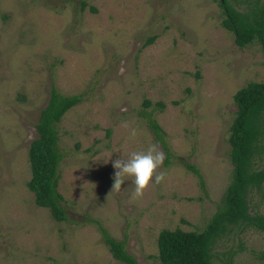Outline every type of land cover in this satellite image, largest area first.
Here are the masks:
<instances>
[{
  "label": "rangeland",
  "instance_id": "1",
  "mask_svg": "<svg viewBox=\"0 0 264 264\" xmlns=\"http://www.w3.org/2000/svg\"><path fill=\"white\" fill-rule=\"evenodd\" d=\"M81 1L0 0V264H122L99 227L126 238L138 264H158L161 230L199 232L216 212L231 182L233 97L264 83L261 44L236 46L219 0H84L83 10ZM238 1L230 3L243 11ZM52 86L82 95L57 127L68 217L61 223L27 188L28 148ZM145 100L164 131L168 163L138 116ZM152 144L165 154L157 169L164 179L139 198L130 178L112 189V160ZM184 164L199 170L206 194ZM255 168H264V149ZM248 205L264 215V192H252ZM263 252L264 235L246 228L219 241L212 260L264 264Z\"/></svg>",
  "mask_w": 264,
  "mask_h": 264
},
{
  "label": "trees",
  "instance_id": "2",
  "mask_svg": "<svg viewBox=\"0 0 264 264\" xmlns=\"http://www.w3.org/2000/svg\"><path fill=\"white\" fill-rule=\"evenodd\" d=\"M231 0H219L224 18L221 25L234 36L238 48L257 41L264 54V0H243V11L230 3ZM240 1L236 5L241 4ZM86 5L81 1V9ZM91 10L95 11L94 8ZM155 37L147 39L145 46L152 44ZM82 95H62L52 86L49 99L40 110L35 125L37 138L28 148L31 178L27 188L34 195L38 207L49 210L57 222L68 220L64 207V198L58 191L60 163L58 124L63 116L81 103ZM236 113L229 129V158L232 164L231 182L227 186L213 217L202 231H182L181 229H163L157 237L158 255L153 257L158 264H213L216 244L230 236L235 230L254 229L264 235V215L250 214L249 196L252 192H264V168L256 169L255 163L264 149V83H249L238 90L233 97ZM144 108L138 116L143 118L155 139L164 147L168 163L170 151L163 138L164 131L154 118L155 109L146 111L150 101L145 100ZM157 110L162 111L165 104L156 103ZM199 179L201 190L205 193V182L199 170L184 164ZM102 241L112 257L122 264H138L126 247V238L118 241L99 227ZM234 256V254H233ZM264 257V252L262 253ZM228 264H232L229 260Z\"/></svg>",
  "mask_w": 264,
  "mask_h": 264
},
{
  "label": "clouds",
  "instance_id": "3",
  "mask_svg": "<svg viewBox=\"0 0 264 264\" xmlns=\"http://www.w3.org/2000/svg\"><path fill=\"white\" fill-rule=\"evenodd\" d=\"M134 133L135 129L132 130L133 135ZM164 159V152L155 144L143 150L131 151L125 158L117 157L112 160V166L115 169L112 189H119L125 182V178H130L134 185L133 196L141 197L150 182L159 183L164 179L165 172L157 171Z\"/></svg>",
  "mask_w": 264,
  "mask_h": 264
}]
</instances>
